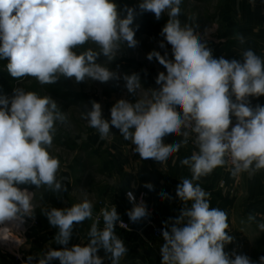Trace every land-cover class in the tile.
<instances>
[{
    "label": "clouds",
    "instance_id": "9594fccd",
    "mask_svg": "<svg viewBox=\"0 0 264 264\" xmlns=\"http://www.w3.org/2000/svg\"><path fill=\"white\" fill-rule=\"evenodd\" d=\"M181 4L182 0H140L138 4L140 14L151 12L157 20L164 14L168 17L161 35L171 45L174 59L166 51L147 54L149 61L155 58L166 69V74L160 72L156 77L159 89L145 90L138 74H125V88L139 98L134 103L118 100L110 109V121L103 118L101 104L92 101L91 110L82 112V118L98 130L101 139L115 127L135 145L133 151L142 159L159 164H166L194 134L198 151L180 161L192 176L177 185L176 195L184 207L171 220L170 230L166 223L162 231L161 264H256L247 255L233 252L230 258L225 252L233 241L227 231V214L210 208V193L194 181L228 163L233 177L245 172L253 176L264 169V106L253 108L249 101V97L264 96V57L247 49L241 60L213 58L200 34L188 24L181 25ZM136 15L135 8L126 7V16L121 18L115 0H0V59H7L6 69L13 78L33 77L41 85L54 84L62 77L74 78L76 83L119 80L120 75L108 64L125 44L137 46L132 27ZM236 39L245 42L242 35ZM86 44L95 48L75 51ZM159 46L164 48V42ZM101 56L104 63L97 62ZM232 116L236 123L229 130ZM67 122L66 113L48 95L18 87L12 97H0V225L23 223L26 216H33L34 192L18 185L45 187L57 194L67 191L57 179L60 160L49 152L57 123ZM170 134L183 139L165 144L163 138ZM144 186L153 188L150 183ZM127 197L134 205L127 212L132 222L149 215L142 199L135 203L131 191ZM44 214L58 229L56 244L64 247L49 248L39 255L37 264L53 260L104 264L106 257L111 264H120L127 253L115 234L117 222L127 228L115 205L100 210L103 229L98 227V216L88 232L89 242L71 248L67 245L74 224L93 218L91 201L85 196L82 202L50 208ZM255 219L256 215L249 214V221ZM258 228L264 232V222ZM101 249L104 257L98 255ZM33 259L29 256L26 264ZM259 264H264V256Z\"/></svg>",
    "mask_w": 264,
    "mask_h": 264
},
{
    "label": "rangeland",
    "instance_id": "374dc122",
    "mask_svg": "<svg viewBox=\"0 0 264 264\" xmlns=\"http://www.w3.org/2000/svg\"><path fill=\"white\" fill-rule=\"evenodd\" d=\"M124 1L140 3V0ZM143 14L137 12L133 25ZM163 18L168 20L166 14ZM178 19L182 26L188 24L200 34L212 50L213 58L220 52L216 59L224 57L230 61L241 60V54L247 49H252L258 56L264 57V0H182ZM240 35L245 38L243 44L236 39ZM135 39L138 41L135 48H129L125 44L115 60L108 64L109 69L116 71L121 78L107 83L92 80L76 83L74 78L62 77L54 84L41 85L33 77L13 78L6 69L7 59H0V85L5 90L0 97L10 98L15 88L22 87L25 91H35L40 96H50L68 117L66 124L57 123L52 147L49 149L50 154L60 160L57 179L62 180L67 191L57 194L45 187L36 189L31 184L18 185L22 190L34 192L33 216H26L23 223L9 221L0 225V264H23L25 253H43L41 246L53 240V236L48 239V233L58 231L49 224L45 210L63 209L65 204L70 207L74 203L82 202L85 196L93 206L98 205L100 200L93 193V187L108 179L96 167L102 166V156L95 155L87 141L92 132H99L89 127L87 120L82 118V112L91 110V102L96 101L102 106L103 118L110 121V109L118 100L134 102V98H139L128 93L123 75L138 74L142 87L148 90L156 84V77L160 72L166 74V69L155 58L149 61L147 54L155 50L163 55L166 51L168 58L174 59L171 45L167 44L164 37L141 35L135 36ZM162 41L164 48L159 46ZM88 47L95 48L94 45L86 44L75 51L79 53ZM97 62L104 63L105 58L101 56ZM114 129L116 128H110L106 139L112 136ZM92 223L93 220L90 219L74 224L73 232H88Z\"/></svg>",
    "mask_w": 264,
    "mask_h": 264
},
{
    "label": "crops",
    "instance_id": "0c3cea01",
    "mask_svg": "<svg viewBox=\"0 0 264 264\" xmlns=\"http://www.w3.org/2000/svg\"><path fill=\"white\" fill-rule=\"evenodd\" d=\"M251 14H253V10H251ZM253 19L255 18L253 17ZM218 53L215 54V58ZM159 87L160 85L157 84L150 86L151 89H159ZM249 98H252L256 105L264 106V96ZM134 99L136 100V98ZM232 99L235 100L234 97ZM182 139L180 136L170 134L163 138V142L171 144ZM193 140L194 138L191 141L193 142ZM87 141L92 152L102 156L101 168L96 167L101 169L99 172L108 179L93 187L92 191L96 198L106 202L109 208L115 205L121 220L131 221L127 212L132 207L125 198V191L132 189L136 192H147L146 204L149 208L154 209V217L151 218L164 228L167 223L170 230L171 220H174L184 207L183 202L176 195L177 185L183 179H191L192 176L189 168L181 165L180 161L190 157L194 151H198L195 144L187 143L173 154L166 164H159L153 159H142L138 153L133 151L135 145L131 144V141L125 140L118 129H114L112 136L108 139H101L99 133L92 132L87 137ZM173 160H175V164H173ZM230 168L227 164L217 167L211 174L201 177L194 183H199L206 192L210 193L208 197L210 208L221 209L227 214L229 224L227 231L233 237V241L225 246V252L229 254L230 258H234L233 252L247 255L258 264L259 254L264 253V246L259 244V240L264 238V232L258 228V224L264 222V169L256 172L253 176H249L245 172L238 177H233L230 174ZM221 180L225 181L224 185H220ZM148 183L153 185L151 190L144 186ZM191 203V201L188 202L189 207ZM67 207L65 204L64 208ZM98 208L97 204L93 206L94 211ZM249 214L256 215V219L249 221ZM148 218L150 217L147 216L137 222L131 221L135 225V229L131 231L115 226V234L123 240L127 248V253L121 258L120 264H161L160 250L163 236L158 238L153 234L152 228L147 225ZM99 228L103 229V227ZM88 232H73L67 247L71 248L72 245L77 244L86 245L89 242ZM56 233H48L50 237L48 239L53 236V240L45 246H41L43 253L49 248L59 250L64 247L56 244L54 239ZM48 239L46 237V240ZM40 254L39 251L25 253L23 264H26L29 256L34 257L32 264H37ZM98 255L105 256L103 249L98 252ZM50 264H60V262L53 260ZM104 264H111L107 257Z\"/></svg>",
    "mask_w": 264,
    "mask_h": 264
},
{
    "label": "built area",
    "instance_id": "2783aa9c",
    "mask_svg": "<svg viewBox=\"0 0 264 264\" xmlns=\"http://www.w3.org/2000/svg\"><path fill=\"white\" fill-rule=\"evenodd\" d=\"M249 101H250V106L255 108L256 107L255 101L252 98H249ZM231 119H232V124L230 125L229 130H231V127L234 126L235 123H236V118L234 116H232ZM189 138L190 139H188V143H193L191 140H192V138H194V134H191L189 136ZM226 159H228V158L226 157ZM227 165L231 167L230 163H228ZM224 184H225V181L221 180L220 181V185H224ZM129 191H131L133 193V195L135 197V203H139L141 201V199L144 201V203L146 205V208H147V211L149 213L148 216L150 217V218L147 219V225L152 228V232H153V234L156 237H158V238L162 237V231H163L164 227L160 223H158L155 219L151 218V217H154V209L149 208L147 206V204H146V199H147V196H148L147 192H144V191L136 192V191H134L132 189H128V190L125 191V198H126V200L128 201V203L130 204V206L132 208L134 206L133 202H130L128 197H127V192H129ZM98 207H99L98 210L93 211L92 220L94 222L96 220V218L99 216L100 218H99L98 225L104 226L103 218H102V216H100V210L102 208H104V207H108L109 208V206H108V204L106 202H104L103 200H100L98 202ZM122 221L127 225V228H121L119 226V222H117L116 226L121 228V229H123V230H126V231H131V230L135 229V225L131 221H128V220H122Z\"/></svg>",
    "mask_w": 264,
    "mask_h": 264
},
{
    "label": "trees",
    "instance_id": "16d2710c",
    "mask_svg": "<svg viewBox=\"0 0 264 264\" xmlns=\"http://www.w3.org/2000/svg\"><path fill=\"white\" fill-rule=\"evenodd\" d=\"M115 3L118 6V12L120 13L121 18L126 16V7L135 8L136 11H139L138 4H132L124 0H115ZM167 21L163 18V15L159 20H157L153 13L144 12L141 19H139L132 27L135 30V36L148 35L150 37L160 38L162 29L165 26ZM4 88L0 85V94L3 93ZM7 91V89H6ZM260 246H264V238L259 240ZM264 256V253H260L257 258V263L259 264V258Z\"/></svg>",
    "mask_w": 264,
    "mask_h": 264
}]
</instances>
